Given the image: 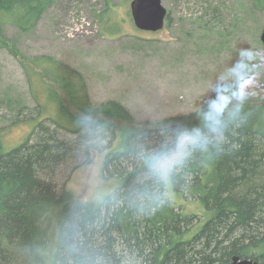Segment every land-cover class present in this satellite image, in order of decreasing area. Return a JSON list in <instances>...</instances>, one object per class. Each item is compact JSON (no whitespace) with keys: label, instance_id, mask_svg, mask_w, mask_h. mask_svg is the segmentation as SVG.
I'll return each mask as SVG.
<instances>
[{"label":"rangeland","instance_id":"1","mask_svg":"<svg viewBox=\"0 0 264 264\" xmlns=\"http://www.w3.org/2000/svg\"><path fill=\"white\" fill-rule=\"evenodd\" d=\"M109 1L116 13L115 20L120 23L119 32L113 35L107 34L99 21L106 6L103 0H56L28 33H21L9 24L0 27V129L6 132V147H15L27 139L28 146L37 143L55 149L44 155L54 154L57 161L45 163L32 173L48 182L54 199L67 197L94 205L99 203L102 223H109L117 210L118 204L115 205L111 197L123 193V188L129 185L128 180L116 187L114 180H126L134 169L138 171L133 177L135 187H139L141 181V185L147 184L148 189H156L159 196L164 197L161 184L148 174L147 167L141 172L140 153L153 155L172 147L176 132L170 129L178 128L183 118L202 110L217 84L232 83L220 77L239 58V49L252 48L258 57V71L250 85L249 99L258 102L264 95V45L260 41L264 31V2L255 5L252 0H161L167 20L161 31L151 33L134 27L129 10L131 0ZM42 56L80 74L95 113L108 101L122 105L130 119L114 122V125L128 127L132 135L136 131L147 133V138L139 134L133 136L136 140L142 139L141 148L130 151L127 158L123 155L113 158L104 155L108 140L96 138L97 153L92 151L87 157L82 152L81 142L90 137L88 132L69 134L45 121L34 95L41 93L39 96L45 98L49 83L45 81L43 88L37 77L28 74L30 69L37 72L31 64ZM50 86L63 97L59 89ZM165 130L170 131L165 139L154 135ZM210 158L214 161L212 156ZM193 163L190 161V165ZM181 174L184 177H177ZM262 179L264 181V175ZM170 185L174 194L183 192L181 199L171 197L177 205L174 212H180L181 206L191 211L199 209L200 201L185 193L187 187L196 185V177L183 168L173 175ZM163 199L159 207L171 205L169 198ZM147 203L144 202L145 206ZM136 216V233L125 239L111 226H106L104 231L99 221L94 224L93 233L79 238L86 247L95 244L94 251H100L94 258L96 264H149L153 251L169 234L176 229L185 233L200 220L193 216L186 223L175 221L180 228L167 224L159 243L153 241L152 248L144 249L149 227L145 228L143 216L139 217L138 213ZM256 218L259 225H264V217L256 214ZM258 232L260 227L241 228L229 234L219 228L217 237H210V250L220 241L221 247H229L226 241L233 240H237L238 245L243 244ZM66 240L72 249L69 233ZM52 241L55 243V233ZM2 250L8 252L7 260L11 261L3 262L0 256V264H18L19 259H26L16 240L4 249L0 246V253ZM226 254L225 249L218 254L210 253V257ZM105 255L110 258L105 260Z\"/></svg>","mask_w":264,"mask_h":264},{"label":"trees","instance_id":"2","mask_svg":"<svg viewBox=\"0 0 264 264\" xmlns=\"http://www.w3.org/2000/svg\"><path fill=\"white\" fill-rule=\"evenodd\" d=\"M103 1L106 6L99 21L107 34H116L119 32L120 23L115 20L114 7L109 0ZM252 2L258 5L264 0ZM55 3L56 0H0V27L9 24L21 33H28ZM31 65L37 72L30 69L28 74L37 77L43 88L47 81L63 94V97H59L48 84L44 92L45 98L39 96V91V95H34V100L44 113V120L69 134L88 132L90 137L81 142L85 156L88 157L92 151L97 153L96 138L108 140L104 155L109 154L113 158L122 155L127 158L130 151L141 148L142 139L136 140L133 136L139 134L147 138V133L136 131L132 135L128 127L114 125V122L130 119L128 111L117 102L108 101L95 113L91 108L84 81L76 70L48 56L36 58ZM214 94L213 92L212 98ZM206 109L207 105L199 112L183 118L177 125L178 128L170 131L203 127L199 114ZM170 131H160L161 134L154 135H161L159 139L162 140ZM5 134L0 129L1 249L16 240L20 251L26 254V259H19L18 264H96L94 258L101 254L100 251H94V243L86 247L79 238L86 233H93L94 224L104 221L98 209L99 203L94 205L69 200L67 197L54 199L48 182L40 180L32 171L40 170L45 163L56 162V155H44L55 149L37 143L28 146L27 139L15 147H6ZM222 149L219 155L214 152L203 155L195 152L184 167L186 172L196 177V185L187 187L185 193L200 201L198 211L181 206L180 212L175 211L176 214L174 208L177 205H174L171 197L181 199L183 192L174 194L170 183L167 187L161 185V189L164 190L163 198H169L172 203L169 202L171 205L168 207H159L160 203L156 199L160 197L158 191L148 189L145 183L141 185L140 180V186L135 187L136 181L133 177L138 171L132 169L133 173L127 174L126 180H114L116 187L129 180L131 188L128 185V188H123V193L111 197L118 206L108 220L109 223H102L104 231L107 230L106 226H111L118 230L120 236L127 238L136 233L134 217L137 219L138 213L139 217H144L145 228L149 227L148 235L145 236L147 242L144 249H147L146 246L152 248L153 241L159 243L162 233L168 228L167 224L180 228L175 221L186 223L192 219L190 217L198 216L200 220L188 227L187 232L176 229L159 243L149 264L227 263L234 256L264 264V225H259L256 218V214L264 217V95L258 102L248 99L241 110V119L227 123ZM190 161L194 163L190 165ZM146 167L147 163L142 159L141 172ZM177 177L184 176L181 174ZM44 179L48 181V178ZM144 202H148L146 206ZM253 227H260V232L245 243L238 245L237 240L226 241L229 247H221L222 241L219 240L213 250H210V237L212 235L216 238L219 228H224L229 234L233 230H252ZM54 233L55 243L52 241ZM67 233L72 249L66 240ZM225 249V256L210 257V253L218 254ZM17 254L19 255L18 252ZM0 256L4 262L9 255L6 250H2ZM109 258L108 255L105 260Z\"/></svg>","mask_w":264,"mask_h":264},{"label":"clouds","instance_id":"3","mask_svg":"<svg viewBox=\"0 0 264 264\" xmlns=\"http://www.w3.org/2000/svg\"><path fill=\"white\" fill-rule=\"evenodd\" d=\"M238 57L220 77L232 83L217 84L212 89L215 94L209 99L207 109L199 114L203 127L177 131L172 147L157 154L140 153L147 163L148 174L159 184L167 187L173 175L187 165L195 152L219 155L223 151L227 123L241 119V110L249 99L250 85L258 71L257 53L252 48L239 49ZM156 199L164 202L163 197Z\"/></svg>","mask_w":264,"mask_h":264},{"label":"water","instance_id":"4","mask_svg":"<svg viewBox=\"0 0 264 264\" xmlns=\"http://www.w3.org/2000/svg\"><path fill=\"white\" fill-rule=\"evenodd\" d=\"M130 16L134 27L142 32L155 33L165 26L167 11L161 0H131L129 3ZM260 41L264 45V31L260 35ZM215 264H258L250 259L232 257L230 262Z\"/></svg>","mask_w":264,"mask_h":264}]
</instances>
